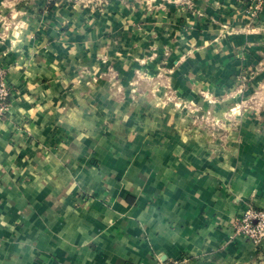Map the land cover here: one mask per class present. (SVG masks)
<instances>
[{
	"label": "crops",
	"instance_id": "crops-1",
	"mask_svg": "<svg viewBox=\"0 0 264 264\" xmlns=\"http://www.w3.org/2000/svg\"><path fill=\"white\" fill-rule=\"evenodd\" d=\"M246 6L0 0V264H264L235 232L264 209V10Z\"/></svg>",
	"mask_w": 264,
	"mask_h": 264
},
{
	"label": "built area",
	"instance_id": "built-area-1",
	"mask_svg": "<svg viewBox=\"0 0 264 264\" xmlns=\"http://www.w3.org/2000/svg\"><path fill=\"white\" fill-rule=\"evenodd\" d=\"M50 4L54 0H45ZM245 2L246 12L252 18H257V13L264 10V0H241ZM11 87L6 81V68L0 62V121H2L9 110V96ZM235 232L246 237L254 247H260L264 243V209L248 207L235 222ZM187 259L160 262L158 264H180L186 263Z\"/></svg>",
	"mask_w": 264,
	"mask_h": 264
},
{
	"label": "rangeland",
	"instance_id": "rangeland-1",
	"mask_svg": "<svg viewBox=\"0 0 264 264\" xmlns=\"http://www.w3.org/2000/svg\"><path fill=\"white\" fill-rule=\"evenodd\" d=\"M181 2V0H178ZM113 69H111L112 71ZM137 76L138 81H136L135 84L139 85H145V79L149 78L152 79L151 81V88L153 87L155 89V92L160 96V98L164 101H171L174 106H176L180 111H185L188 113H191L193 118L197 119V121L193 122L192 124L195 127H200L203 131L209 132L210 134H214L220 131H226L228 129V125L226 123H222L221 119L217 120L218 116L217 114L213 115L212 111H205L203 113L198 114L196 109L194 108V105L191 104L190 101H183L178 100L176 97V94L167 86H165V78L161 71L157 72L154 76L144 73L143 71ZM164 88V89H163ZM161 89H163L161 91ZM161 91V92H160ZM161 94V95H160ZM176 98V99H175ZM182 103H180V102ZM232 114L231 111H224L222 116L227 117V115ZM263 245V244H262Z\"/></svg>",
	"mask_w": 264,
	"mask_h": 264
}]
</instances>
